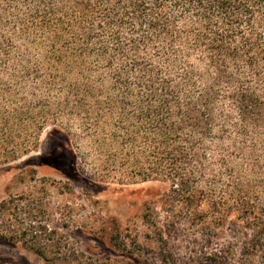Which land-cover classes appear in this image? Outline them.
Instances as JSON below:
<instances>
[{
	"label": "trees",
	"instance_id": "trees-1",
	"mask_svg": "<svg viewBox=\"0 0 264 264\" xmlns=\"http://www.w3.org/2000/svg\"><path fill=\"white\" fill-rule=\"evenodd\" d=\"M50 124L58 165L169 182L182 210H237L256 247L264 0H0V164Z\"/></svg>",
	"mask_w": 264,
	"mask_h": 264
},
{
	"label": "rangeland",
	"instance_id": "rangeland-1",
	"mask_svg": "<svg viewBox=\"0 0 264 264\" xmlns=\"http://www.w3.org/2000/svg\"><path fill=\"white\" fill-rule=\"evenodd\" d=\"M53 128L0 164V237H10L0 238V264H264V239L251 244L239 211L182 210L164 202L169 182L100 181L81 159L77 172L60 166L47 156L59 147Z\"/></svg>",
	"mask_w": 264,
	"mask_h": 264
}]
</instances>
